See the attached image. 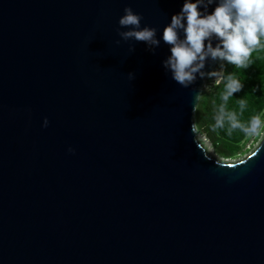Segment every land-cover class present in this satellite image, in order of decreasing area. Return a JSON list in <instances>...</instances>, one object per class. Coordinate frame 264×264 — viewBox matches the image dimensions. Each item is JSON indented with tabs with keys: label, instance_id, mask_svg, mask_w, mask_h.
Instances as JSON below:
<instances>
[{
	"label": "water",
	"instance_id": "obj_1",
	"mask_svg": "<svg viewBox=\"0 0 264 264\" xmlns=\"http://www.w3.org/2000/svg\"><path fill=\"white\" fill-rule=\"evenodd\" d=\"M183 3L0 0V264H264V136L213 157L208 76L184 88L163 67ZM126 7L155 52L118 36Z\"/></svg>",
	"mask_w": 264,
	"mask_h": 264
},
{
	"label": "clouds",
	"instance_id": "obj_2",
	"mask_svg": "<svg viewBox=\"0 0 264 264\" xmlns=\"http://www.w3.org/2000/svg\"><path fill=\"white\" fill-rule=\"evenodd\" d=\"M214 2L217 6L208 14L207 9ZM142 20V15L126 7L118 20L117 34L125 42H142L149 51L155 52L161 38H157L156 28L141 27ZM214 39L218 41L215 47ZM162 40L170 46V55L162 62L163 67L171 72L172 79L180 86L188 88L198 77L205 76L214 78L217 84L224 83L221 96L224 103L217 109L214 129L227 128L229 133L238 129L248 136L261 135L264 121L260 115L245 123L235 110L227 108L229 98L239 92L243 84L233 74L224 76L223 65L226 62L238 69H247L252 54L264 49V0H184L180 12L174 14L164 27ZM115 43L119 44L120 40ZM131 51L134 52L135 48ZM209 59L221 62L220 71H204ZM129 76L134 78L133 73ZM245 106V101L240 100L241 114ZM48 124L45 118L42 126L46 128ZM68 151L73 153L75 150L69 147Z\"/></svg>",
	"mask_w": 264,
	"mask_h": 264
},
{
	"label": "trees",
	"instance_id": "obj_3",
	"mask_svg": "<svg viewBox=\"0 0 264 264\" xmlns=\"http://www.w3.org/2000/svg\"><path fill=\"white\" fill-rule=\"evenodd\" d=\"M221 65L216 69L220 71ZM223 74L235 75L243 84L242 89L233 94L227 102L229 110H235L240 119L247 123L251 117L264 112V49H258L252 54L250 66L238 69L233 65H223ZM224 83H215L210 90L202 89L199 104L195 111V125L211 142L216 153L224 159H233L242 154V142L247 135L234 130L231 133L225 129H214L215 115L218 107L224 103L222 93ZM245 101L243 113H240L239 102Z\"/></svg>",
	"mask_w": 264,
	"mask_h": 264
},
{
	"label": "rangeland",
	"instance_id": "obj_4",
	"mask_svg": "<svg viewBox=\"0 0 264 264\" xmlns=\"http://www.w3.org/2000/svg\"><path fill=\"white\" fill-rule=\"evenodd\" d=\"M218 71V70H215ZM216 83L214 78H207V80L204 83L203 89L206 90H210L211 87ZM261 119L262 121H264V112L261 115ZM199 131L198 134V138L202 139L204 141V145L207 148V150L209 151V153L216 158L219 159H224L221 156H219L216 151L214 150L211 142L208 140V138L206 137V135L199 129H197ZM264 136V131H262L261 135L259 136H248L245 138V140L242 142V149L243 152L242 154L238 155L237 157L230 159L231 161H240L243 160L244 158H246L261 142L262 138Z\"/></svg>",
	"mask_w": 264,
	"mask_h": 264
}]
</instances>
